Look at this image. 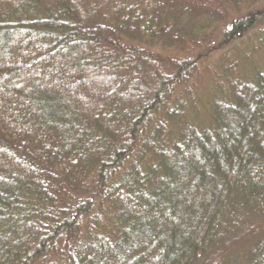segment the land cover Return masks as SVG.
Wrapping results in <instances>:
<instances>
[{
    "label": "trees",
    "instance_id": "trees-1",
    "mask_svg": "<svg viewBox=\"0 0 264 264\" xmlns=\"http://www.w3.org/2000/svg\"><path fill=\"white\" fill-rule=\"evenodd\" d=\"M263 44L264 0H0V264H264Z\"/></svg>",
    "mask_w": 264,
    "mask_h": 264
},
{
    "label": "rangeland",
    "instance_id": "rangeland-1",
    "mask_svg": "<svg viewBox=\"0 0 264 264\" xmlns=\"http://www.w3.org/2000/svg\"><path fill=\"white\" fill-rule=\"evenodd\" d=\"M249 53L250 51L247 52V55ZM259 70L264 71V44L261 46V51L257 55L241 63L240 74L242 78L249 79L254 72Z\"/></svg>",
    "mask_w": 264,
    "mask_h": 264
}]
</instances>
